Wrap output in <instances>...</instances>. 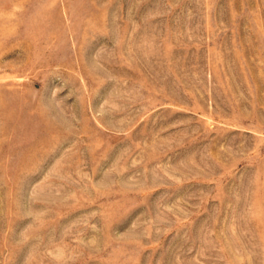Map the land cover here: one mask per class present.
Instances as JSON below:
<instances>
[{
    "label": "rangeland",
    "instance_id": "374dc122",
    "mask_svg": "<svg viewBox=\"0 0 264 264\" xmlns=\"http://www.w3.org/2000/svg\"><path fill=\"white\" fill-rule=\"evenodd\" d=\"M0 264H264V0H0Z\"/></svg>",
    "mask_w": 264,
    "mask_h": 264
}]
</instances>
